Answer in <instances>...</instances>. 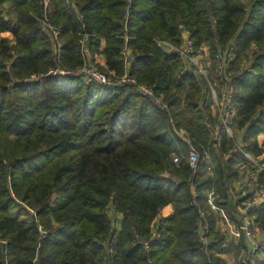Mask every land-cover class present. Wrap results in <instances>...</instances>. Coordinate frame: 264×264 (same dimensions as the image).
<instances>
[{"label": "trees", "instance_id": "1", "mask_svg": "<svg viewBox=\"0 0 264 264\" xmlns=\"http://www.w3.org/2000/svg\"><path fill=\"white\" fill-rule=\"evenodd\" d=\"M184 30L198 49L236 47L238 69L242 54L258 49L251 70L235 78L232 120L242 149L264 162V0H0V264L219 263L214 211L206 245L196 203L205 205L210 163L202 158L194 173L184 156L173 162L186 145L175 125L202 154L209 148L223 206L247 160L235 138L206 124L214 120L207 84L157 42L180 46ZM86 34L93 64L100 57L109 76L154 87L169 110L129 86L78 76ZM17 203L32 219L12 213ZM255 220L264 226V202Z\"/></svg>", "mask_w": 264, "mask_h": 264}, {"label": "built area", "instance_id": "2", "mask_svg": "<svg viewBox=\"0 0 264 264\" xmlns=\"http://www.w3.org/2000/svg\"><path fill=\"white\" fill-rule=\"evenodd\" d=\"M54 36L58 38L60 31L52 26H48ZM183 44L177 46L166 40H157L159 46L171 54H179L185 63L184 73L189 72L197 76V78L207 84L210 93V103L213 110H218L219 120L216 122L206 121V124L212 132H217L222 128L226 133L235 138L236 149H241L247 160L244 170L241 173L244 177H241L229 186V198L231 197L233 204L236 208V219H231L225 212H223V221L219 228L224 240L221 243V248L217 252L219 256L218 264H257L258 261H264V226H260L256 223V210L261 203L264 202V183L260 182V174H264V162L261 161L262 157H256L248 151L242 149L246 145V142H238L234 136L235 127L233 126V116L235 114V86L234 81L241 73L251 70L253 65V55L258 51L257 48L251 46L248 58L241 62L240 68H236L235 62L237 59L236 47L231 46L225 50H219L213 53L209 47L196 48L194 41L188 34L183 35ZM61 46V44L59 45ZM83 51L88 61L86 64L78 70V74L83 78L96 82L100 85L110 87H124L129 86L136 92L151 97L157 105H160L164 109L169 110V104L163 99L162 95H157L154 87H150L146 84H141L135 77L130 76L128 73L121 78H113L107 73H104L94 66L90 59L89 48ZM126 53L128 54V61H132L133 55L129 54V50L126 47ZM50 74H72L65 70H53ZM74 75V74H73ZM35 77V76H34ZM33 77V78H34ZM179 137L185 145V152H174L172 155L173 162L177 165L180 164L182 156L187 158L190 166L194 170V173L198 171L200 160L203 158L210 163L209 174L212 177V181L209 183L206 189V202L202 205L198 204L199 211L202 216L200 223L199 233L200 239L203 243L208 245L210 224L208 221V213L210 211L217 210V199L219 193L216 187V168L212 160L211 152L208 147H205V151L202 154L196 144L192 141L191 135L187 130L183 128L175 127ZM217 147L221 146V139L218 138L216 143ZM244 171V172H243ZM242 174V176H243ZM194 198L199 196V191L196 186L192 188ZM114 205L107 207V212L116 221H120L121 214L115 212ZM117 231L121 229V225L116 227ZM115 238V237H114ZM241 248L238 246L241 245ZM142 245L145 248L150 247V241L148 239L141 240ZM237 245L236 247L234 245ZM236 249L239 250V254L236 257Z\"/></svg>", "mask_w": 264, "mask_h": 264}, {"label": "rangeland", "instance_id": "3", "mask_svg": "<svg viewBox=\"0 0 264 264\" xmlns=\"http://www.w3.org/2000/svg\"><path fill=\"white\" fill-rule=\"evenodd\" d=\"M8 10H9V8H7ZM47 31V30H46ZM47 33V32H46ZM184 34H188L189 35V37H190V34H189V32L188 31H183V35ZM88 38H89V35H85V37H83L81 40H80V42L83 44V51H85L86 49H87V47H86V45H87V40H88ZM206 47H209V49L212 51V48H211V46L210 45H208V44H206L205 45ZM205 46H203V47H205ZM169 53V52H168ZM171 54V53H170ZM246 54V53H245ZM245 54H242L243 56H241V58L239 59V60H241L242 59V62L244 61V60H246L247 58H248V56L247 55H245ZM90 56V55H89ZM90 59H91V57H90ZM99 60H102L100 57H96V61H95V63L93 64V62H92V66H94L96 69H98V70H100V71H102V72H104V73H107L105 70H102L98 65H97V63L99 64ZM184 68H185V66L183 67V72H184ZM186 69V68H185ZM78 76H81L80 74H78ZM82 77V79L83 80H85L86 82H89V80H87V79H85V78H83V76H81ZM42 77H40V76H35L34 78H32V81H36V82H42ZM28 81H31V80H27V82ZM200 81V80H199ZM201 82V85H202V89L203 90H205V86L203 85L204 84V82H202V81H200ZM208 92V91H207ZM209 96H210V93H209ZM209 101H210V99H209ZM211 104V103H210ZM212 107V106H211ZM212 112H213V119L214 120H212V121H218L219 120V113H218V110L216 109V110H213V107H212ZM169 120L170 121H172L173 123H174V118H173V116L172 115H170V118H169ZM233 123V122H232ZM234 126V125H233ZM175 127H177V128H183V129H185L186 130V128H185V126L183 125V127L182 126H180V127H178V126H176L175 125ZM235 127V126H234ZM241 135H242V131L240 130V128H238L237 126L235 127V130H234V136L236 137V140L238 141V142H241ZM183 157V156H182ZM244 172V171H243ZM242 174L243 173H240V178L241 177H244V174H243V176H242ZM163 175H169L168 174V172H164V174ZM239 178V179H240ZM221 200H223L222 198H220V197H218V199H217V210H215L214 211V215H215V218H216V220L218 221V223H219V227H221V225H222V223H225L224 221H223V212H225L231 219H232V217H235V219L237 218L236 217V208H234L233 207V202H232V199H231V197L229 198V207H226V206H223V205H221V204H219L218 203V201H221ZM12 213L14 214V215H16L18 218H20V219H32V217H33V211L32 210H30L29 209V207L28 206H26L25 204H22V203H17L15 206H14V208L12 209ZM211 218H212V216H211ZM218 228V227H217ZM218 230H219V228H218ZM241 243V245L240 246H238L239 248H241V246L243 245L242 244V242H240ZM235 247L237 246L236 244L234 245ZM238 254H239V250L238 249H236V253H235V255H236V257L238 256ZM217 257L215 256L214 258H213V260H215Z\"/></svg>", "mask_w": 264, "mask_h": 264}, {"label": "crops", "instance_id": "4", "mask_svg": "<svg viewBox=\"0 0 264 264\" xmlns=\"http://www.w3.org/2000/svg\"><path fill=\"white\" fill-rule=\"evenodd\" d=\"M237 181H238V179L236 178V182H237ZM217 227L220 228V227H219V223H218V221H217Z\"/></svg>", "mask_w": 264, "mask_h": 264}]
</instances>
